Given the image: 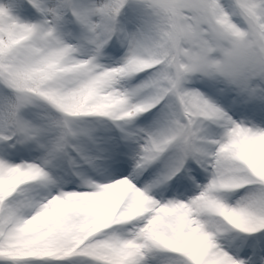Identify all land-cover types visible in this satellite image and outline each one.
Instances as JSON below:
<instances>
[{
	"label": "snow or ice",
	"instance_id": "1",
	"mask_svg": "<svg viewBox=\"0 0 264 264\" xmlns=\"http://www.w3.org/2000/svg\"><path fill=\"white\" fill-rule=\"evenodd\" d=\"M0 264H264V0H0Z\"/></svg>",
	"mask_w": 264,
	"mask_h": 264
}]
</instances>
